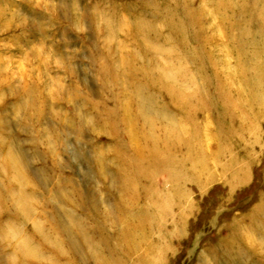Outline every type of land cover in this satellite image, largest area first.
Listing matches in <instances>:
<instances>
[{
  "label": "rangeland",
  "instance_id": "374dc122",
  "mask_svg": "<svg viewBox=\"0 0 264 264\" xmlns=\"http://www.w3.org/2000/svg\"><path fill=\"white\" fill-rule=\"evenodd\" d=\"M0 264H264V0H0Z\"/></svg>",
  "mask_w": 264,
  "mask_h": 264
}]
</instances>
